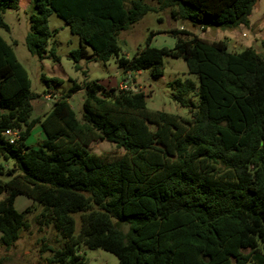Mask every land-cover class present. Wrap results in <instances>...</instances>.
Wrapping results in <instances>:
<instances>
[{"label": "trees", "instance_id": "obj_1", "mask_svg": "<svg viewBox=\"0 0 264 264\" xmlns=\"http://www.w3.org/2000/svg\"><path fill=\"white\" fill-rule=\"evenodd\" d=\"M20 1L0 0V30L9 31L4 14L19 10ZM31 1L36 15L26 46L40 60L60 61L54 48L48 51L49 18L56 14L79 38L75 63L115 57L124 74L151 70L158 79L171 57L183 59L197 83L170 84L190 118L151 111L144 91L98 80L74 83L38 116L39 95L0 35V158L6 161L0 164V244L6 251L31 229L34 214L40 232L53 227L61 237L58 249L41 240V254H51L46 264H85L82 247L109 252L119 264H264V53L231 52L226 41L183 29L168 32L176 39L171 49L151 47L154 33L132 58L118 45L120 33L151 12L169 11L204 31L249 27L258 0ZM79 91L85 92L81 119L70 104ZM38 125L46 139L30 147ZM7 130L20 133L14 144ZM104 141L123 154L89 151ZM18 197L41 211H17Z\"/></svg>", "mask_w": 264, "mask_h": 264}, {"label": "rangeland", "instance_id": "obj_2", "mask_svg": "<svg viewBox=\"0 0 264 264\" xmlns=\"http://www.w3.org/2000/svg\"><path fill=\"white\" fill-rule=\"evenodd\" d=\"M35 15L36 11L32 1L22 0L19 10H7L4 14V20L9 27V31L0 30V35L14 49L18 61L27 70L31 81L32 93L41 96L48 90H52L54 94L51 97L60 96L68 93L74 83L82 85L85 82L96 80L102 82L101 84L108 88L122 90L124 87H132L133 82L138 81L139 85H141L139 90L144 91L148 96L147 108L149 110L190 118L189 109L180 106L174 100V93L170 87V84L179 78L183 80L192 79L197 83V77L189 74L188 67L183 59L165 57L163 77L158 79L152 77L151 70L143 72L148 75L149 82L143 81L142 74L136 78L133 74H124L119 69L115 57H112L107 62L94 61L93 57H88L75 63L71 53L79 48V38L71 33L65 21L56 14H52L49 18V29L53 35L48 51L54 48L60 61L56 63L50 58L40 60L38 57L31 55L26 46V37L30 31L31 18ZM255 18H259V22L255 21ZM250 19L255 23L253 33H260L264 36V0H258ZM173 29H183L204 39L211 36L215 38L217 33L221 32L223 34L224 32V29L211 28L208 33H205L201 28H195L189 23L173 19L169 11L151 12L140 22L130 27L129 30L120 33L118 45L122 50V55L132 58L137 52L145 49L151 33H154L151 47L171 49L174 48L176 39L169 35L168 32ZM224 35L222 36L224 37ZM257 47L262 48L260 43ZM243 50L245 49L240 47L235 51L242 52ZM43 76L49 81L42 80ZM52 79H57L61 83H56ZM114 80L117 81L115 82ZM84 98L85 92L79 91L74 93L70 99V104L79 119L82 118ZM187 99L189 102L193 101L194 103L198 101L193 96ZM41 137L42 135L40 134L35 135L29 141V144L33 145L35 142H41ZM89 151L96 155L119 156L123 154V151L118 150L114 144L106 141L92 144L89 147ZM0 164H6V161L0 158ZM7 165L11 167V163ZM4 197V195H0V200H3ZM28 203L30 205L26 206ZM15 207L19 212L31 207L37 208L36 211H41L42 209L41 206L34 204L25 197H18ZM35 213L38 214L39 212ZM34 216V214L29 216L31 229L20 233V240L11 250L6 251L0 244V258L7 257L8 261L6 264H46L45 259L50 257L51 254L50 252L41 254L42 243L40 242L42 239H45V243L48 246L55 249L60 247L61 237L53 227L40 232L38 225L34 221ZM77 220L79 227V219ZM123 230L127 231V227L123 226ZM80 254L85 258V264H119V260L115 255L101 249L82 247Z\"/></svg>", "mask_w": 264, "mask_h": 264}, {"label": "crops", "instance_id": "obj_3", "mask_svg": "<svg viewBox=\"0 0 264 264\" xmlns=\"http://www.w3.org/2000/svg\"><path fill=\"white\" fill-rule=\"evenodd\" d=\"M21 5H22V0L20 1V6ZM261 14H260V16H261ZM259 20H260L259 18H255V21L259 22ZM254 25H255V23L253 21H251V19H250L249 27L240 26L239 28H237L235 30L224 31L223 34H221V32L217 33L218 38L217 37L212 38L213 36H211V37H208L206 39L209 41H226L228 46H229V50L231 52H236L235 50L241 47L242 49L253 48L258 53L263 54L264 53V41H263L264 36L261 35L260 33H255V34L253 33ZM208 31H209V29L206 30L205 33H208ZM222 35H224V37ZM244 35H246V37H244ZM259 43L261 44L262 48L257 47L259 45ZM133 76L135 78L137 77V75H133ZM103 86H105V85H103ZM132 87H133V90H135V88L138 87L136 89V90H138L141 88V85H139L138 81H135V82H133ZM52 94H54V92L52 90H49L48 94H46V95L43 94L41 96H38L39 98L37 99V101L35 103V113H37L38 116L46 114L50 110V108L52 107V105L54 103L50 100V98H51L50 96H52ZM37 134L42 135V137H41L42 140H40L41 142H38V143L35 142L33 145H30L29 141L32 138H34V136ZM45 139H46L45 134H44L41 126L38 125L32 130L31 135L27 141V145L30 147L37 148ZM28 205H30V204L28 203L26 206H28ZM0 238H1V234H0Z\"/></svg>", "mask_w": 264, "mask_h": 264}, {"label": "built area", "instance_id": "obj_4", "mask_svg": "<svg viewBox=\"0 0 264 264\" xmlns=\"http://www.w3.org/2000/svg\"><path fill=\"white\" fill-rule=\"evenodd\" d=\"M244 37H246V35H244ZM140 75L141 74H137V76H140ZM129 88L124 87V89H129ZM50 100L52 102H54V98L53 97H51ZM4 136L8 139L9 143L14 144L20 138V133L18 131H16V130H7L4 133Z\"/></svg>", "mask_w": 264, "mask_h": 264}, {"label": "water", "instance_id": "obj_5", "mask_svg": "<svg viewBox=\"0 0 264 264\" xmlns=\"http://www.w3.org/2000/svg\"><path fill=\"white\" fill-rule=\"evenodd\" d=\"M141 77L145 80V82H149V77L146 73H142Z\"/></svg>", "mask_w": 264, "mask_h": 264}, {"label": "clouds", "instance_id": "obj_6", "mask_svg": "<svg viewBox=\"0 0 264 264\" xmlns=\"http://www.w3.org/2000/svg\"><path fill=\"white\" fill-rule=\"evenodd\" d=\"M137 89V88H136ZM136 91V90H135Z\"/></svg>", "mask_w": 264, "mask_h": 264}]
</instances>
